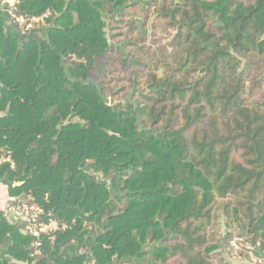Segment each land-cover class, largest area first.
Wrapping results in <instances>:
<instances>
[{
    "label": "trees",
    "instance_id": "1",
    "mask_svg": "<svg viewBox=\"0 0 264 264\" xmlns=\"http://www.w3.org/2000/svg\"><path fill=\"white\" fill-rule=\"evenodd\" d=\"M14 1L0 180L59 228L0 264H264V0Z\"/></svg>",
    "mask_w": 264,
    "mask_h": 264
},
{
    "label": "built area",
    "instance_id": "2",
    "mask_svg": "<svg viewBox=\"0 0 264 264\" xmlns=\"http://www.w3.org/2000/svg\"><path fill=\"white\" fill-rule=\"evenodd\" d=\"M14 0H5V3L10 7H14ZM50 16V11H46L38 16H22L15 15L13 10L11 11V17L17 23H19L25 30L36 28L37 26H44L47 18ZM2 162L10 163L13 167L14 163L9 157L0 158V164ZM10 202L5 210V215L11 222H17L21 225V231L25 235L32 237H39L41 233L56 231L59 225L53 219L43 220L41 218L42 208L24 199L15 200L9 197ZM11 201H14L11 203Z\"/></svg>",
    "mask_w": 264,
    "mask_h": 264
},
{
    "label": "crops",
    "instance_id": "3",
    "mask_svg": "<svg viewBox=\"0 0 264 264\" xmlns=\"http://www.w3.org/2000/svg\"><path fill=\"white\" fill-rule=\"evenodd\" d=\"M0 12L3 13L5 18V29L7 31H10L12 34L16 35L19 40L24 36L33 35V32H35V34L41 32V30L39 31V29H30V31L26 33L27 31L23 28V26L15 22L11 17V10L5 3V0H0ZM8 202H10V200L8 195L7 184L0 180V210L5 211L8 206ZM2 255V248L0 247V256Z\"/></svg>",
    "mask_w": 264,
    "mask_h": 264
},
{
    "label": "rangeland",
    "instance_id": "4",
    "mask_svg": "<svg viewBox=\"0 0 264 264\" xmlns=\"http://www.w3.org/2000/svg\"><path fill=\"white\" fill-rule=\"evenodd\" d=\"M42 28H43V27H41V26H37L35 29L42 30ZM86 250H87V248H84V249H83V251H86ZM89 264H90V263H89Z\"/></svg>",
    "mask_w": 264,
    "mask_h": 264
},
{
    "label": "water",
    "instance_id": "5",
    "mask_svg": "<svg viewBox=\"0 0 264 264\" xmlns=\"http://www.w3.org/2000/svg\"><path fill=\"white\" fill-rule=\"evenodd\" d=\"M19 48H20V44L18 45V49H17V52H16V54H18Z\"/></svg>",
    "mask_w": 264,
    "mask_h": 264
}]
</instances>
